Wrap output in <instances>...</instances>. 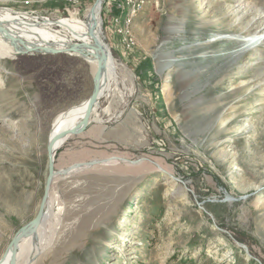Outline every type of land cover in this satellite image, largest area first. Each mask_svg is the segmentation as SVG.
<instances>
[{
	"label": "rangeland",
	"instance_id": "1",
	"mask_svg": "<svg viewBox=\"0 0 264 264\" xmlns=\"http://www.w3.org/2000/svg\"><path fill=\"white\" fill-rule=\"evenodd\" d=\"M93 1L0 0V8L82 18ZM99 15L116 77L87 129L56 150L55 168L148 157L264 264V184L255 186L264 180V81L252 82L264 76V0H102ZM92 73L66 54L0 59V256L36 212L52 119L89 96ZM143 162L150 166L56 178L60 210L31 264H258L179 183Z\"/></svg>",
	"mask_w": 264,
	"mask_h": 264
},
{
	"label": "bare ground",
	"instance_id": "2",
	"mask_svg": "<svg viewBox=\"0 0 264 264\" xmlns=\"http://www.w3.org/2000/svg\"><path fill=\"white\" fill-rule=\"evenodd\" d=\"M91 6L92 4L86 9L84 17L82 18L59 17L57 19H51V18H47L44 16L43 17L34 16L27 12H17L16 13L9 8H0V24H2L5 27V32L0 31V59H6V58L15 59L17 55H20L21 50L24 48V46L21 43L15 44L11 42L10 38L7 36V35H11L12 37H15V38H21L27 41L28 43L38 44L41 46L47 45V46H51L56 49L62 50L60 53H53V54H66L69 56L81 58L90 66L93 72L96 67V60L92 56L83 57L82 55L76 52H69L66 50L68 47V44L71 42L91 43V37L88 32V29L91 24V19H90ZM99 13H100V7H97L95 10V14L97 15V23L99 24V26L96 28L95 34H97L98 37H99L100 29H101V21H100ZM255 21L263 22L262 19L261 20L257 19ZM173 31L174 33L177 32V30H173ZM243 34L245 35V33ZM101 43L104 45V48L108 56L107 66L104 69L102 78H101L100 95H103L104 91L109 90L111 81L116 77V73H117L116 69L118 65L115 62V60L112 58V55L108 47L102 41ZM165 68H168V67H165ZM254 77L255 79H253L252 81L253 85L255 83L258 84L264 81V76H262L260 73L254 75ZM86 102H87V98L71 106L70 108L66 110L60 111L52 119L50 123L49 134L52 131L58 132V131H61L62 129L70 128L76 123H78L80 119L82 118V116L84 115ZM95 110H96V106L91 115V120L93 116L95 115ZM63 144L64 142L61 144V141H59L57 143L58 148L61 147ZM110 157H105V158H110ZM119 157H123V156H119ZM119 162L130 164L128 162H121L118 160H108L105 164H101V165H107V166L115 165ZM141 162L138 164L149 165L145 162L143 163ZM159 166L163 169H166V167H164V165L161 163H159ZM84 169H88V168L74 169L70 172V174L75 173L80 170H84ZM168 169L170 168H167V170ZM167 172H170V170ZM263 182L264 180L259 181V183L256 184L255 186L259 187L260 184H264ZM58 203L59 201H58L57 196L51 192L49 194L43 220L41 224L39 225V227L37 228L36 233L32 236L23 238L19 243L16 264H31L32 258L36 255L38 256V254H40L46 249L48 242L45 240V233H46L48 224H50L51 221L55 219L56 215L59 213L58 211L60 210V208L59 207L57 209L55 208L56 205H59ZM28 245L29 247H27ZM9 257H10V251L8 252L6 258L0 264H8Z\"/></svg>",
	"mask_w": 264,
	"mask_h": 264
},
{
	"label": "water",
	"instance_id": "3",
	"mask_svg": "<svg viewBox=\"0 0 264 264\" xmlns=\"http://www.w3.org/2000/svg\"><path fill=\"white\" fill-rule=\"evenodd\" d=\"M101 2L102 0H94L90 8L91 24L88 29V32L91 37V43L71 42L68 44V47L66 49L69 52H76L82 55L83 57L92 56L96 60V67L92 73V89L89 96L87 97L84 115L82 116L80 121L75 125H73L72 127L62 129L61 131L58 132L52 131L48 135L45 143L46 166H45L44 184H43L42 195L37 204L36 212L29 221L22 224L13 233V235L11 236L9 242L7 243L6 247L4 248L0 256V263L6 258L8 252L10 251L8 264H16L19 243L23 238L32 236L36 233L37 228L39 227V225L43 220L51 187L56 178L68 176L70 172L74 169L92 168L97 165L105 164L108 160H118L121 162H128L132 165H137L141 161L145 160V161H149L152 165L157 167L158 171L163 173L172 181L179 183L185 191L189 192L194 202L198 206V208L210 218L214 229L228 235V237L235 243V245L243 251V253L245 254V258L247 260L252 259L258 264H262L257 257L253 256L250 253L246 244L239 242L230 234L229 231L215 224L212 213L205 209V207L203 206V202H199L197 200L196 195L194 194L192 189L187 187L186 183L183 180L174 176L172 173L167 172L166 170L161 168L154 160L148 157L130 159L127 157H119L117 155H111L110 158H98V159H91L88 161L74 162L67 167H63L59 169L55 168L54 160H55V153L58 148L57 143L61 141L62 144L70 136L81 134L87 129L88 125L91 122V115L93 113V110L97 105L99 98L101 97L100 95L101 78L103 71L107 66V60H108L107 52L104 48V45L99 40L98 35L95 34L96 28L99 26V24L97 23V15L95 14V10L97 7L101 6ZM0 31L5 32V27L2 24H0ZM7 36L10 38L11 42L15 44L21 43L24 46V48L20 52V55L17 56L33 55L35 53H60L62 51L61 49H56L54 47L47 45L41 46L38 44L28 43L27 41L21 38H15L12 37L11 35H7ZM225 200L232 201L233 199L226 197Z\"/></svg>",
	"mask_w": 264,
	"mask_h": 264
},
{
	"label": "crops",
	"instance_id": "4",
	"mask_svg": "<svg viewBox=\"0 0 264 264\" xmlns=\"http://www.w3.org/2000/svg\"><path fill=\"white\" fill-rule=\"evenodd\" d=\"M124 16H125V13H124V14L122 13V15H121V20L124 18ZM122 17H123V18H122ZM106 28H107V26H106Z\"/></svg>",
	"mask_w": 264,
	"mask_h": 264
},
{
	"label": "built area",
	"instance_id": "5",
	"mask_svg": "<svg viewBox=\"0 0 264 264\" xmlns=\"http://www.w3.org/2000/svg\"><path fill=\"white\" fill-rule=\"evenodd\" d=\"M134 5H138V4H134Z\"/></svg>",
	"mask_w": 264,
	"mask_h": 264
}]
</instances>
